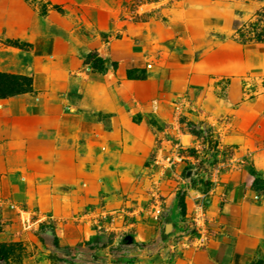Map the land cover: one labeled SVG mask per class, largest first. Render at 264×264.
<instances>
[{
    "label": "rangeland",
    "instance_id": "374dc122",
    "mask_svg": "<svg viewBox=\"0 0 264 264\" xmlns=\"http://www.w3.org/2000/svg\"><path fill=\"white\" fill-rule=\"evenodd\" d=\"M0 73V264H264V0H0Z\"/></svg>",
    "mask_w": 264,
    "mask_h": 264
},
{
    "label": "crops",
    "instance_id": "0c3cea01",
    "mask_svg": "<svg viewBox=\"0 0 264 264\" xmlns=\"http://www.w3.org/2000/svg\"><path fill=\"white\" fill-rule=\"evenodd\" d=\"M108 44L106 54L104 59L107 61V66L109 64H116V69H108L105 71L107 73L99 74V77L91 80L92 84L89 87L88 91L93 95L92 97H99L104 93L109 95V102L113 101L116 95L115 93L121 89L127 82L126 72L128 68L134 67V64L131 61L126 60L125 57H122V51H118L117 45ZM136 66V65H135ZM41 99L32 98L25 94V112H27L29 117H32L35 112L36 115H39L42 111Z\"/></svg>",
    "mask_w": 264,
    "mask_h": 264
},
{
    "label": "trees",
    "instance_id": "16d2710c",
    "mask_svg": "<svg viewBox=\"0 0 264 264\" xmlns=\"http://www.w3.org/2000/svg\"><path fill=\"white\" fill-rule=\"evenodd\" d=\"M96 58L97 63L99 64V69L104 70L106 68L107 61L98 58L96 53H89L86 57L87 63ZM131 71H128V76L130 77ZM32 79L27 76L21 75H8L0 73V98L14 97L21 94L33 93L32 88ZM253 175H256L253 172ZM257 178L255 182H259ZM13 253V247L10 245L0 244V259L7 260L10 255Z\"/></svg>",
    "mask_w": 264,
    "mask_h": 264
}]
</instances>
